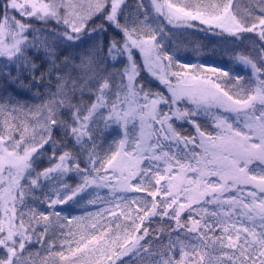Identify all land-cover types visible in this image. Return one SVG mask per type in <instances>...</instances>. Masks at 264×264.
<instances>
[{
  "label": "snow or ice",
  "instance_id": "snow-or-ice-1",
  "mask_svg": "<svg viewBox=\"0 0 264 264\" xmlns=\"http://www.w3.org/2000/svg\"><path fill=\"white\" fill-rule=\"evenodd\" d=\"M151 5L0 0V264H264V0ZM152 12L230 37L244 74L182 62Z\"/></svg>",
  "mask_w": 264,
  "mask_h": 264
},
{
  "label": "trees",
  "instance_id": "trees-1",
  "mask_svg": "<svg viewBox=\"0 0 264 264\" xmlns=\"http://www.w3.org/2000/svg\"><path fill=\"white\" fill-rule=\"evenodd\" d=\"M143 2L147 6H150L149 3L151 4V0H143ZM243 2L247 3L248 0H243ZM137 3H138V0H127V4L129 5L130 8H135L136 5H137ZM161 18H163V17H161ZM95 23L96 24H99V23H101V20L97 18L95 20ZM38 26H39V24H38ZM113 31H109L107 34H105V36L99 37L96 42L99 43L101 40H105L106 41V40L112 39ZM246 35H248V34H246ZM223 37H226L228 40L231 39L230 37H227L226 35L223 36ZM215 39H216L215 35H211L210 38L207 35L206 36L203 35V38H202L203 41L207 40L206 44H207V51L208 52L206 51V56L207 57H210L211 59H212V55L211 54H212L213 51H216L217 52L218 50H221L222 52H224L223 50H224L225 45L218 44L215 41ZM237 44H239V42H237ZM236 47H237V45L236 44H233L229 48H236ZM251 47H252L251 43L249 41H245L243 44H239V47H238L237 50L239 52H241V53L247 54L250 51ZM170 48H172V50H174L175 49V46H173L171 44ZM218 54H219V56H221L222 58H224V60H227V58L229 57L228 55L223 54V53H218ZM226 63H228V66H229V68L231 70H233L235 72H239L242 75L244 74V70H243L242 66H240L238 64H232V63H229V62H226ZM143 75L146 78L151 79L145 72L143 73ZM154 85H155V83H154ZM0 87H3V86L0 85ZM11 87L13 89H15L16 92L19 94L20 98L23 101L27 102L29 105H32V104H35V103H40L39 96L37 95L36 92L34 94H33V92H25V91L23 92V90H21L20 87H16L15 85H11ZM40 93L41 94L44 93V89L43 88L40 89ZM188 107L191 108L193 106L189 104ZM213 111H215V109H213ZM198 120L200 122H202V126L203 127H206L208 130L214 131V129H212V126H211V117L210 116L204 115L202 113L201 116L198 118ZM177 127H178V130L185 132V134L195 135V129L192 127V125L184 124L183 127H180V122L177 121ZM117 131H119V130H117ZM117 139H118V136H117V133L116 132L109 133V132L105 131L102 134L101 133H98L97 134V144L102 146L101 147V154H103V152L109 147V145H111L112 147H116V145L113 144L112 142H113V140H117ZM46 165H47V156H45L43 158V162L40 163L38 165V167L43 168ZM75 181H76V178L74 177L73 180H70L69 181V183L70 184H74ZM96 193H99L101 199H106V198L107 199H110L111 198L110 196H106V194L108 193V189H97L95 191V193L93 194V196L92 197H89V198L90 199L96 198ZM127 195H129V196H138V195H143V194L142 193H128ZM103 206H106V205H96V206L87 205V208H88L89 211L95 212V211L98 210L99 207H103ZM58 207H61V206H58ZM62 207L63 208H66V209L69 208L68 205H64ZM83 214H84V208H83V206H73V207H71V209L69 210V212H65V215H73V216L83 215ZM65 223H66V221H65ZM157 226L158 225H153V227H157ZM33 251L35 252L36 249H33Z\"/></svg>",
  "mask_w": 264,
  "mask_h": 264
},
{
  "label": "rangeland",
  "instance_id": "rangeland-1",
  "mask_svg": "<svg viewBox=\"0 0 264 264\" xmlns=\"http://www.w3.org/2000/svg\"><path fill=\"white\" fill-rule=\"evenodd\" d=\"M77 3H82V4H84L85 7H86V6H87V3H88V0H77ZM149 10L151 11L150 8H149ZM152 17H153V19L155 20V23H156L157 25H159L160 22L156 19V14H153V12H152ZM164 26H166V28L168 29V31H169V33H170L171 35H173V34H175V33H178V32H181V30H182V26H176V27H174L173 25H166V24H164ZM38 63H39V61H38ZM14 74H15V72H14ZM23 83H24L25 85H27L28 82H27V80H24ZM14 85H15L16 87H20L19 84H14ZM20 89L23 90V92H24V91H25V92H33V94L36 92V88H32L31 90H29L27 86H25V87H23V88L20 87ZM166 91H167V90H166Z\"/></svg>",
  "mask_w": 264,
  "mask_h": 264
}]
</instances>
